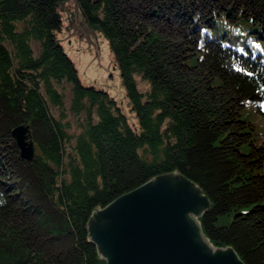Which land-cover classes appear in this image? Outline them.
Instances as JSON below:
<instances>
[{
  "label": "trees",
  "instance_id": "16d2710c",
  "mask_svg": "<svg viewBox=\"0 0 264 264\" xmlns=\"http://www.w3.org/2000/svg\"><path fill=\"white\" fill-rule=\"evenodd\" d=\"M62 1L0 0V264H106L86 238L91 206L173 168L210 201L205 240L264 264V0H79L138 131L79 81L56 41Z\"/></svg>",
  "mask_w": 264,
  "mask_h": 264
},
{
  "label": "water",
  "instance_id": "95a60500",
  "mask_svg": "<svg viewBox=\"0 0 264 264\" xmlns=\"http://www.w3.org/2000/svg\"><path fill=\"white\" fill-rule=\"evenodd\" d=\"M26 134L23 126L12 131L28 159L33 150ZM209 206L201 189L173 168L107 203L95 202L84 222L86 238L106 264H243L232 249L200 236L197 220Z\"/></svg>",
  "mask_w": 264,
  "mask_h": 264
},
{
  "label": "rangeland",
  "instance_id": "374dc122",
  "mask_svg": "<svg viewBox=\"0 0 264 264\" xmlns=\"http://www.w3.org/2000/svg\"><path fill=\"white\" fill-rule=\"evenodd\" d=\"M78 2L63 0L58 5L61 30L56 32V41L74 64L81 84L107 92L118 104L128 125L138 131L137 114L128 103L126 87L108 38L98 25L85 21ZM134 80L140 92L147 89L146 82L138 74H134ZM198 230L204 238L199 227Z\"/></svg>",
  "mask_w": 264,
  "mask_h": 264
}]
</instances>
